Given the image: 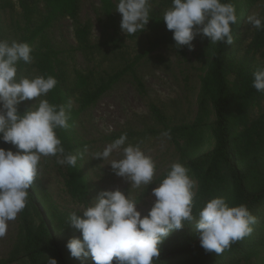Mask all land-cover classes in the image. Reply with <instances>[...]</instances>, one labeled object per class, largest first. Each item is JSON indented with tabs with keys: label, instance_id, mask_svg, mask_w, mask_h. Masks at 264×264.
Wrapping results in <instances>:
<instances>
[{
	"label": "trees",
	"instance_id": "obj_1",
	"mask_svg": "<svg viewBox=\"0 0 264 264\" xmlns=\"http://www.w3.org/2000/svg\"><path fill=\"white\" fill-rule=\"evenodd\" d=\"M149 1L157 3V7L150 10L146 26L155 35L149 49L153 51L164 44L175 47L173 31L168 30L163 21L164 12L172 6V0ZM253 1L222 0L232 3L236 9L237 23L232 25L233 44H211L209 38L200 34L192 42V49L188 46L181 49L175 47L184 56L188 51L195 52L193 54L199 57L205 69L196 122L193 125L172 126L156 106H151V115L162 127L161 133L170 132L171 138L168 139L180 154L179 162L190 170L189 174L198 182L193 198V215L206 201L224 197L229 206L246 205L250 213L257 217V223L252 225L253 232L249 236L232 243L219 255L206 252L196 237L195 226L185 224L160 245L159 260L154 258L153 264H252L251 259L264 251V107L257 116L252 115L253 109L264 102V92L252 87L253 72L264 68V30L255 29L245 47H242L243 38L239 32L241 21L247 17ZM101 2L107 18L115 24L113 4L110 0ZM32 3L33 0L19 1L26 26L22 42L32 46L33 61L31 64L17 63V78L27 77L26 72L31 69H35L38 76H54L57 85L44 99L51 104L65 106L69 101H75L79 110L71 108L69 124L126 72L131 71L138 60L113 75L95 71L87 75L76 72L75 78L69 80L66 66L46 37V31L56 20L69 18L75 25L79 49L85 54H92L96 47L91 43L89 26L80 21V0H44L45 15L39 23L34 22ZM0 40H4L1 15ZM113 43L120 47L118 41L113 40ZM208 106L215 116L211 125L215 146L208 153L191 157L198 122ZM28 109L25 101L18 105L20 113ZM56 131L65 152L77 155L79 144L71 137L68 128ZM0 147L17 151L15 145L3 141H0ZM79 159L78 156L76 167L63 165L60 172L68 194L73 200L86 204L91 192ZM48 204V196L36 180L29 189L25 209L18 214L15 243L7 259L0 260V264H47V256L55 258L58 264H94L90 257L78 259L71 256L66 245L72 238L81 239L82 233L68 224L70 214ZM260 264L264 262L260 261Z\"/></svg>",
	"mask_w": 264,
	"mask_h": 264
},
{
	"label": "clouds",
	"instance_id": "obj_2",
	"mask_svg": "<svg viewBox=\"0 0 264 264\" xmlns=\"http://www.w3.org/2000/svg\"><path fill=\"white\" fill-rule=\"evenodd\" d=\"M116 11L122 14L121 30L127 36L145 30L150 20L149 0H118ZM163 21L173 31L175 47H194L193 41L202 34L211 44H233L232 25L237 23L235 6L222 0H172ZM256 30H264L258 14L247 17ZM33 48L27 42L0 40V141L11 143L17 151L0 147V238L8 231V222L17 218L27 204L29 189L38 176L41 157H56L57 163L76 167L77 155L66 153L57 129H67L72 108L49 103L46 97L55 88L54 76L17 78V63L31 64ZM264 92V68L253 72V83ZM35 99L23 113L18 105ZM170 137V132H163ZM127 134L108 144L95 158L109 159L122 149V158L109 163L115 175L124 178L131 188L151 185L156 173L153 158L139 144H127ZM87 151V147L84 150ZM189 169L176 162L152 189L155 197L147 215L137 210V203L121 190H102L80 213L72 212L68 221L82 233L66 247L74 258L91 257L94 264H153L159 260L160 245L173 231L193 224L200 246L206 252L222 254L231 244L249 236L257 217L246 205L229 206L224 197L212 198L193 215L196 182ZM47 264H58L47 256Z\"/></svg>",
	"mask_w": 264,
	"mask_h": 264
},
{
	"label": "rangeland",
	"instance_id": "obj_3",
	"mask_svg": "<svg viewBox=\"0 0 264 264\" xmlns=\"http://www.w3.org/2000/svg\"><path fill=\"white\" fill-rule=\"evenodd\" d=\"M19 1L0 0L4 40L9 42H22L26 35ZM110 1L113 4L115 24L107 18L101 0H80V21L89 26L90 40L96 47L92 54H85L79 49L75 39V25L69 18L56 20L46 31V37L66 66L69 80L75 78L76 72L87 75L95 71L113 75L138 60L131 71L126 72L94 104L69 123L68 131L79 144L77 154L84 153L79 163L90 186L88 202L81 204L68 194L60 172L63 165L57 163L56 157H41L36 180L48 196V206L62 213H80L100 191L119 189L125 195H130L143 216L147 215L155 201L152 189L160 184L171 165L180 161L176 147L168 137L162 135V127L153 120L151 106L158 107L172 126L193 125L199 112L198 96L205 69L199 57L193 54L195 52L188 51L184 56L170 44L151 51L150 42L155 35L147 28L141 33L127 36L120 27L122 14L116 11L118 0ZM32 4L34 22L39 23L45 15L44 0H33ZM149 4L150 10L157 7L155 2L149 1ZM252 14H258L263 20L264 0L253 1L247 17ZM247 17L241 21L242 28L239 31L243 38L242 47L250 43L255 30L248 23ZM113 40L118 41L120 47ZM28 71L27 78L38 76L35 69ZM25 102L31 108L36 101L32 99ZM263 107L264 102H261L260 106L253 109L252 115L257 116ZM72 109L79 110L75 101ZM214 119V112L208 106L200 116L195 146L190 151L191 157L213 150L215 141L211 125ZM124 133L127 134L125 146L139 144L153 158L156 173L151 185L140 189L131 188L130 182L115 175L109 163L112 159L122 158V149L114 151L107 160L95 158V153L102 152ZM189 175L196 182V194L198 182ZM17 219L18 216L8 222L7 234L0 238V260L7 259L15 243ZM260 261L264 262V251L251 259L252 264H260Z\"/></svg>",
	"mask_w": 264,
	"mask_h": 264
}]
</instances>
